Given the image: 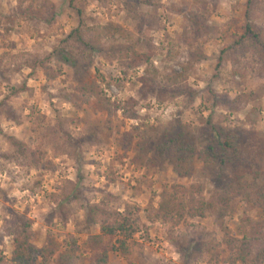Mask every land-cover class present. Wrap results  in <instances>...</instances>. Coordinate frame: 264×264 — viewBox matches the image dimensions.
Instances as JSON below:
<instances>
[{
    "label": "rangeland",
    "instance_id": "374dc122",
    "mask_svg": "<svg viewBox=\"0 0 264 264\" xmlns=\"http://www.w3.org/2000/svg\"><path fill=\"white\" fill-rule=\"evenodd\" d=\"M70 1L0 0V264H12L25 224L38 249L56 244L47 262L32 264H96L95 206L138 225L129 253L111 251L104 264H230L224 228L240 238L242 218L264 219L255 203L264 189V47L235 48L218 66L242 33L247 0ZM19 6L49 10L55 22L24 17ZM81 19L97 38L93 50L62 43ZM250 22L264 36V0ZM108 24L124 36L98 35ZM59 46L76 65L57 55L35 65ZM134 52L151 59L133 65ZM92 83L101 98L80 93ZM10 136L36 152L37 166ZM227 136L233 148L223 146ZM233 184L243 189L224 215L154 218L165 189L201 186L211 199Z\"/></svg>",
    "mask_w": 264,
    "mask_h": 264
},
{
    "label": "trees",
    "instance_id": "16d2710c",
    "mask_svg": "<svg viewBox=\"0 0 264 264\" xmlns=\"http://www.w3.org/2000/svg\"><path fill=\"white\" fill-rule=\"evenodd\" d=\"M71 5L73 0L70 1ZM256 3V0H247L245 11V22L241 27L242 33L237 37L232 46L226 47L221 51L218 66L224 61V55L235 48L239 51L246 50L247 47L252 48L255 51H259L264 47L263 33L257 29L250 22L251 10ZM19 12L22 16H30L38 21H45L47 24L55 22L54 16L49 10H43L39 8L21 9L19 6ZM79 16L81 12L79 11ZM84 22L81 19L80 25L72 30L62 43H68L69 41L77 42L81 44L87 50H93L98 45L97 38L90 34L88 37L85 34ZM96 32L102 37H115L116 34L124 36L123 30L113 24L103 26L101 29H97ZM57 55L62 63L74 66L76 65V59L73 53L63 46L56 47L54 54H49L45 59L38 61L35 65L44 67L47 60H50L52 56ZM151 59V53H138L134 52L132 55L133 65H142L149 62ZM35 68V67H34ZM16 91V90H15ZM79 91L82 95L94 96L96 98L102 97V89L99 84H83L79 87ZM3 103H0V111ZM8 141L11 146L14 147L15 152L21 158L30 160L32 166L39 164V157L36 156V152L32 151L23 141L16 139L15 137H8ZM170 145L165 144L166 147ZM224 147L233 148L235 142L232 140V136H227ZM182 162L183 160L180 159ZM189 161H187V164ZM178 168V166L176 167ZM178 175H187L189 171H178ZM239 188L241 186L233 184L231 187L232 192L219 193L216 192L211 199H206L202 192L201 186H174L171 190H163L160 194V203L155 212L154 218L161 220H171L175 224L180 223L185 217H204L207 212L219 211L222 215L229 210V204L231 200L239 195ZM255 203L264 209V189H260L255 194ZM98 215L101 218L99 223L100 234L94 236L89 245L91 251L94 253L96 264H104L108 261L109 253L111 251H121L123 254L129 253L128 240H130L134 234L138 231V225L128 215H124L118 211H108L102 208L92 207L90 210L91 219L95 221V217ZM28 225L21 232L16 234L13 238L14 250L12 252V264H32L37 257L42 258L43 262H47L48 258H51L55 253L56 244L51 241L46 247L37 248L30 242V235L27 232ZM226 231L225 238L226 243L230 246L232 254L230 257V264H264V219L252 220L249 217L241 219L239 225L240 238H233L229 234V230ZM115 239L116 245L111 243V240L106 247L102 248L106 239ZM102 248L101 252H98ZM58 263V262H57ZM58 264H61L60 262Z\"/></svg>",
    "mask_w": 264,
    "mask_h": 264
}]
</instances>
